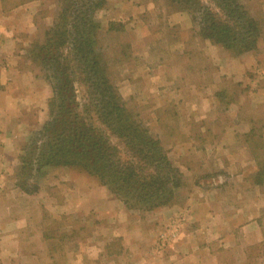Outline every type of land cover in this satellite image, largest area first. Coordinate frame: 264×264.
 I'll list each match as a JSON object with an SVG mask.
<instances>
[{
    "label": "rangeland",
    "instance_id": "374dc122",
    "mask_svg": "<svg viewBox=\"0 0 264 264\" xmlns=\"http://www.w3.org/2000/svg\"><path fill=\"white\" fill-rule=\"evenodd\" d=\"M17 1L8 0L9 4L13 5L18 4L15 3ZM64 1L42 0L43 4L39 7L42 9L34 17V23L48 17L46 28L41 29V35L34 36L35 39L32 37L24 41H30L24 49L20 47V43L15 45L19 51L24 52L28 63L26 68L39 76L38 80L43 82L41 85L47 86L49 90L48 98L46 95H40L41 93L35 96V91L26 92L20 100V107L32 108L31 101L41 98V105L47 109V120L51 88L43 78L40 68L30 60L27 50L33 40L43 41L44 31L55 22L61 6L65 5ZM105 1V8L92 15L93 21L99 25L92 34L96 40L95 46L101 49L106 61L113 56V48L120 46L126 38L129 40L130 59L123 60L122 54H117L122 62L109 70L112 75L110 81L114 84L124 108L133 115L149 138L158 141L161 152L180 174L179 182L176 187L171 186L173 188L168 204L156 208H148L140 203L138 198L130 196L125 197L129 201V208H126L122 199L112 194L96 176L68 167L45 168L38 173L31 171L30 177L34 175V178L30 180L25 171L26 186L30 188V192L18 190L26 195V198L29 196L26 200H36L37 196L38 199H44L45 195L42 194L45 189L39 185L44 182L45 176L50 177L49 182L46 179L45 183L52 185L53 190L50 193L45 192L54 200L56 221L48 218L47 223L50 225L46 227V232L51 237L54 234V264H135L134 261L139 256L144 260H138L136 264H160L159 259L178 244H182V247L186 245L185 251L196 246L199 248L202 242L203 247L213 248L211 242H214V237L203 233L205 229L210 230L209 224L202 222L203 219L200 218L205 215L206 202L216 194L224 197L228 189L233 187L231 185L242 186L238 183L240 175L232 176L238 171L237 167L233 168L230 164V169L224 153L229 148L231 139L226 144L222 139V130L227 127L229 132H234L233 124L236 121L230 119V112L224 111L239 97L245 96L244 93L249 90L247 81L253 77L264 81V0H237L248 11L250 18L257 22L259 28L255 50L240 54L235 50L230 53L203 40L197 35L189 16L186 13L170 12L164 6L163 0ZM109 21H121L122 25H125L123 35L126 36L119 35L117 39L109 40L108 36L104 35ZM11 47V43L5 46L0 44V48L7 51ZM118 50L116 48V52ZM258 53H261L259 58L262 57L259 62ZM116 58L118 59L117 56ZM0 68H6L1 56ZM27 81V84H32L28 75ZM220 90H225L228 95L232 94V101L226 97L222 98V101L215 98L214 94L221 92ZM41 92L44 93L42 88ZM210 106L212 108L209 114L205 119H201L204 109ZM28 114L29 118L30 112ZM252 120L262 123L264 110H256ZM42 126L31 131L28 137H21L25 142L16 147L18 159L33 132ZM249 128L251 129L252 125ZM262 128L264 134V127ZM238 129H242L240 125ZM250 129L248 132L228 133L231 136L240 134V140L243 142L244 135H247ZM16 132L18 133V130ZM256 156L259 160L253 158L254 165L256 166L257 161L264 166V153H256ZM147 166L141 167L144 173L153 171L152 164ZM18 167L20 168V161L13 174L14 181ZM250 181L251 176L245 181L246 184L251 189L257 188L259 193L264 195V177L258 185ZM245 191L246 198L257 196L251 190ZM233 195L238 197L236 202L243 196L241 192ZM132 203L137 207H132ZM9 205H0V213ZM66 212L68 216L57 220ZM211 212L214 213V209L207 211ZM99 214L111 218V223H108L110 229L96 219ZM57 221L62 227L55 226ZM66 227L70 230L66 231ZM116 234H121V237H114ZM124 248L138 249L131 253ZM261 250L264 251V248Z\"/></svg>",
    "mask_w": 264,
    "mask_h": 264
},
{
    "label": "trees",
    "instance_id": "16d2710c",
    "mask_svg": "<svg viewBox=\"0 0 264 264\" xmlns=\"http://www.w3.org/2000/svg\"><path fill=\"white\" fill-rule=\"evenodd\" d=\"M163 2L170 12L186 13L199 37L230 53L251 52L257 46L258 24L237 0ZM64 4L67 6H61L55 22L44 31L43 41L33 40L27 50L30 60L48 81L52 96L48 101V120L33 132L19 157L16 187L30 192L25 171L30 180L34 178L30 177L31 171L68 167L96 176L122 199L126 208V196L138 198L148 208L167 205L180 174L167 161L158 141L149 138L124 108L110 81L109 70L122 62L117 54H122L123 60L130 59L129 40L116 46L117 52L113 48V56L105 61L101 49L95 46L92 34L99 25L92 15L104 9L106 1L65 0ZM124 26L121 21H109L104 35L112 41L119 35L125 37ZM220 91L214 94L215 98L232 101V94ZM260 123L253 122L243 140L256 160V153H264V121ZM148 164H152L153 171L144 173L141 167ZM250 176L253 184H261L264 166L256 161L255 172ZM132 207L137 205L132 203Z\"/></svg>",
    "mask_w": 264,
    "mask_h": 264
},
{
    "label": "crops",
    "instance_id": "0c3cea01",
    "mask_svg": "<svg viewBox=\"0 0 264 264\" xmlns=\"http://www.w3.org/2000/svg\"><path fill=\"white\" fill-rule=\"evenodd\" d=\"M15 3L18 4L13 5V3L9 4L8 0H0V44L5 46L11 43L13 45L9 51L0 48V56L6 67L0 68V205L10 204L6 210L0 213V238H2L0 264H54L53 259L56 252L53 248L54 234L51 237L46 232V227L50 225L47 223L48 220L56 218L54 217V200H51L45 192L50 193L53 190V186L47 184L50 177L49 175L45 176L44 182L39 185L40 188L45 189L42 194L45 195L44 199H38L39 196H37L36 200H26L29 196L26 198V195L19 192L13 179L14 171L19 165L16 147L25 142L21 137L29 135L31 131L42 126L47 120V109L46 106L41 105V98L38 101L35 99L31 101L32 108L29 109H22L20 100L26 92L30 91H35V96H39L41 93L40 95H46L48 98L49 95L47 86L41 85L43 84L42 80H38L39 76L26 68L28 63L24 52L19 51L15 45L20 43V47L24 49L30 42L24 41L32 37L35 39L34 36H40L41 29L46 28L45 23L47 24L48 17L34 23V17L42 9L39 8L43 4L42 0H18ZM260 56L261 53H258V62L262 58H259ZM262 68L264 75V67ZM27 75L32 84H27ZM247 85L249 90L244 93L245 96L239 97L236 102L225 108L227 111H224V113L230 112V119H236L233 124L234 132H229L230 129L227 127L222 130L223 141L228 144L231 139L229 148L225 152L223 151L226 153V160L228 159L227 165L230 169V164L233 168L237 167L238 171H235L232 176L240 175L238 183L242 186L231 185L233 187L228 189V193L226 192L224 197L216 194L215 199L213 197L209 202H206L205 215L200 218V220L203 219L202 222L209 224L210 230L205 229L203 233H209L211 237H214V242H211L213 248L211 246L210 248L203 247L202 242L199 248L196 246L185 251L186 245L182 247V244H178L176 248H171L159 259L160 264L264 263V251L261 250L264 248V195L260 194L255 187L251 189L245 182L255 172V161L245 144L241 142L240 134L237 136L229 134L248 132L249 126L254 122L253 114L256 113V110H264V81L253 77L247 81ZM41 88L44 93L41 92ZM211 108L212 106L204 109L201 119L206 118ZM28 112H30L29 118ZM238 125L242 128L241 130L238 129ZM17 130L19 134L16 132ZM14 134L17 135L14 136ZM205 156L207 157L206 150ZM46 179L48 182L45 183ZM247 189L257 196L246 198L244 193H247L245 191ZM212 192L215 193L214 190ZM239 192L243 196L240 201L236 202L238 197L235 198L233 194H239ZM212 209H214V213H207ZM67 213L62 214L57 220L68 216ZM99 215L96 219L102 222L104 227L110 229L108 223H111V218ZM55 226L62 227V224L57 221ZM65 229L66 231L70 230L69 227ZM114 237H121V234H116ZM108 238L110 237L108 236ZM102 244L105 248L104 242ZM124 249L135 253L138 248ZM138 260L144 259L139 256L134 263L136 264Z\"/></svg>",
    "mask_w": 264,
    "mask_h": 264
}]
</instances>
